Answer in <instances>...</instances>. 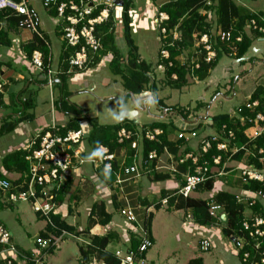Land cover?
I'll return each mask as SVG.
<instances>
[{
	"label": "crops",
	"instance_id": "obj_1",
	"mask_svg": "<svg viewBox=\"0 0 264 264\" xmlns=\"http://www.w3.org/2000/svg\"><path fill=\"white\" fill-rule=\"evenodd\" d=\"M27 1L29 5L37 11L32 3L33 1ZM35 1L41 5L40 0ZM167 1L168 0H141L139 3L136 1L134 6L131 7L135 10V13L132 14L131 8L128 9L129 15L132 19V25L137 23V26H140L143 23L146 27L147 21L150 22L152 30L156 32V40L159 43V49L161 36L153 24L152 18L155 15L157 9ZM238 4L246 7L252 13H257L258 17L264 23V1L261 2V0H254L250 1L249 3L247 0H240ZM44 10L46 16L48 15L49 18V21L47 20L48 23L51 26H54H52V29H54L53 31H45L44 25H46V23L41 22L40 20L42 38L49 49L48 62H50L49 66L52 68V54L50 52V40L48 36H57L63 44L62 48L64 47V42L61 36L60 27L57 25L59 22H55L56 20L54 19V13L52 11H46V9ZM121 12L122 7L121 10L113 15L115 20L114 27L116 39L119 36L117 32L118 25L121 26V28L119 27V31H122ZM140 18L141 23L138 25ZM143 18H145L147 21H143ZM7 35L8 44H6L4 41H0V74L2 79L5 81L4 91L0 100V174H3L4 177L6 176L10 181L18 180L19 174L15 172H6V170L2 167V158L11 151L22 149V147L33 138L37 131L46 128L51 123H55L59 128L69 123V121L73 118V115L61 109L62 102H66L70 105H76L78 108L82 109L84 117L94 118L98 124L101 125H111L118 122H123L124 124L130 125V127L134 128V130H140L141 127H149L150 124L155 121L164 122L168 127L167 138L175 142L177 141L176 136L180 127L182 126V123L190 121L191 115L194 117H200L201 121L198 123L200 124V127L195 129L192 128L193 126H188V128L195 129L197 136L200 137L210 135L215 133L214 127L208 125V119H210V117L231 113V111H233L238 105L245 103L249 98H251V95L258 86L264 87V37H257L252 40L248 51L240 58L232 55H226L224 56L226 58L225 61L222 60L224 59L222 57L216 63V65L209 71L208 75L203 80L204 87H201L203 94L198 96L196 99L197 102L194 105L195 107L190 108L189 103H185V105H180L178 102L169 104L168 101H166V97L162 95L160 97H156L155 93L153 96L151 94V96L154 97L153 101L161 100L163 105L173 106L175 108L184 110L188 107V115L184 121H181L180 117L172 113L164 115L162 108L157 106L155 102H152L151 96L141 98L140 95L134 94V97H132L123 88L121 81L117 82V86L113 88L115 94L120 93L122 96H115L116 98L118 97L116 103L118 106H120L121 110L116 114L115 112L111 113L110 111H107L101 115L99 111L96 113L88 111V107L90 105L89 101H91V98L88 99L81 97L88 94H93L98 85L104 86L103 82L106 81V78H103L101 74L106 69L112 73L111 67L109 65L111 60L108 58L109 55H111V51L104 54L100 52L99 56L97 57L99 59L98 63H96L94 67H91L87 72H72L70 74H65L66 79L64 83H61L58 79V75L60 74L59 60L56 64V67L52 68V70L56 72V75L54 77L53 85L49 86L47 84L46 73L32 66L29 57L25 55V51L23 49V45L29 43L33 36L28 31L20 29H17L15 32H7ZM158 52L157 53L160 56V50ZM121 54L124 59L126 54L122 52ZM137 54L139 56V60L144 61L141 58L138 50ZM179 57L180 56H178V58ZM22 70H24L26 74H23ZM161 82L165 84V81ZM221 86L224 88V90L230 92L228 93L229 96L226 94V91L221 92L222 94L219 93L220 89H222ZM30 87L33 88L32 91H30ZM54 87L58 90L57 100L53 98L51 92L52 88ZM185 87L187 86L184 85L181 88H177V90L182 91L185 89ZM225 87L229 88L225 89ZM232 88L233 90L231 93ZM43 89L50 90L51 105H49L50 108L48 111L43 109V106H41L44 102L39 97V91ZM147 92L151 91L148 90ZM207 92L209 94L213 93L212 96L217 93L213 99L222 96L219 98L221 100L219 101L218 105H216L217 107L214 105L215 110L213 112L209 113L210 106L213 105L211 100V102L208 103L209 105H207L205 110H203V115H199V112L196 114L194 110L197 108V106L203 107L202 102H204ZM128 96H131L132 99V103L129 108H127L125 105V100H127ZM231 99L236 100L235 104L232 106L228 105L226 107V111H219V109L223 107V101H230ZM27 100H31L32 105L27 110H24L22 105ZM105 101L106 100L104 98L97 99V102L99 103H103ZM122 102L123 105H120ZM136 103H138L139 106H137ZM142 103L143 105H141ZM143 112H145V115ZM21 115H26V117L23 118ZM205 115L208 117L206 121L203 122ZM144 117L145 121H143ZM11 122L15 123V126L12 130L7 132L1 130V126L3 124ZM80 124H82L81 126L89 131L90 125L88 124L87 120L82 119ZM196 143V138L188 137V140L184 141V145H180L178 148H176V153H174L171 149H168L169 154H166V152L162 150V152L158 154V159L153 163L155 170H152L149 174H140L138 176L122 175V182L120 184H116L114 182L111 186V189L108 188L106 181L103 178H100L99 175H95L97 172L95 171L92 164H76L67 174L65 190L63 191L61 204L57 208V214H59L64 222L72 227L76 232H88L89 235H105L108 232L107 230L109 224L111 231L115 232L117 238H119L111 243L107 248L110 252L114 251L117 249V247L122 246L121 243L124 240V235L127 234L124 219L119 213L120 210L122 208L131 209L135 216L136 223L143 224L147 214L150 212L153 214V210L156 209L154 204L157 203L163 196L172 193L175 188L179 187L184 182V175L187 173L186 165L182 170H180V165H176V161L186 152H188V150L189 152L194 151ZM140 145L141 143L139 142L136 151L132 150L127 143L117 145L113 150L117 164L130 166L133 163H138L140 159L143 158ZM175 145L177 144L175 143ZM83 146L85 157H91V151L87 148L85 140ZM185 149L188 150L185 151ZM182 151H184L183 154L181 153ZM171 155L173 159L169 158ZM228 164L229 167L226 171L229 170L233 163L229 162ZM173 165L176 168L175 171L171 170ZM154 174H169V177L164 180H154ZM236 177L237 171L231 170L225 174L224 177L220 176L219 178H215L214 187L216 186L217 189L223 188L224 190L226 189L229 191L233 190L230 187ZM234 190L236 191V187H234ZM192 193H200L206 195V197L208 196L205 192L197 189ZM12 204L13 203H10L6 200V197L3 196V194L0 196V224L10 231L11 241L14 243L19 252L25 253L26 255L35 254L36 257L41 258L43 250H39L35 246V249L28 251L22 246L17 245L13 231L9 229V227H7V225L2 221L3 217L9 212L8 208H10ZM177 211H182V223L187 227L185 228L186 231L194 230L192 232L198 234L199 240L197 241L196 247H200L201 241L206 239L210 242V246L205 251L214 248L215 243L213 242V239H211L212 236H215L214 238L216 241H221L222 244L224 243L223 239H221L223 235L221 234L218 227L213 224H210L209 226L198 225L190 218L186 219V216L190 215L188 214L190 213L188 210ZM103 212L111 215L108 224H103ZM250 212L251 211L249 209H246L245 215H250ZM38 219L40 218L38 217ZM151 234L152 240L154 242L152 229ZM82 236L83 235L81 234L78 237L81 239ZM225 243H227V247L225 246V249L228 252L227 254H229L232 258H235L237 260V264H243L240 261L239 256H237L231 240L226 238ZM111 246L114 248H111ZM196 258H200L202 264H206V261L203 259V257L199 255L192 256L188 262ZM19 261L20 264H23L22 259L17 260L15 264H17ZM99 263L100 262L97 263L94 259H91L89 264ZM0 264L4 263L0 261Z\"/></svg>",
	"mask_w": 264,
	"mask_h": 264
},
{
	"label": "built area",
	"instance_id": "obj_2",
	"mask_svg": "<svg viewBox=\"0 0 264 264\" xmlns=\"http://www.w3.org/2000/svg\"><path fill=\"white\" fill-rule=\"evenodd\" d=\"M40 2L46 11H52L54 13L55 22H59L57 25L60 27L64 47L73 50L67 59L68 67L65 73L87 72L91 68V61L99 56L103 48L100 36L96 32V26L107 21L111 11L114 15L121 10L122 2L118 3L117 0H40ZM210 4L211 0H207L206 5ZM96 10H98V14L92 16ZM0 13V32L8 29L9 17L14 16L18 19L17 29L26 30L32 36L35 35L42 38L39 15L29 5L27 0H0ZM167 19L168 15L165 12L155 13L152 18L154 26L157 28L159 35H161V39H165L166 37V28L163 26V23ZM249 25L260 33H264V27L259 26L255 20H251ZM232 31L233 28L224 31L219 30L216 35L220 41L228 46V53L236 56V43L241 42L242 35L238 34L235 38H232ZM176 38H178V34L176 31H173L172 39ZM192 49L194 54L190 60L192 69H198L200 62L209 63L214 59L216 54L212 37L209 33H203L199 36L197 34L194 35ZM160 56L161 59H167L169 52L166 49H161ZM108 58L111 60L112 56L109 55ZM29 60L35 68L40 71L43 69L44 58L41 51H32ZM158 68L161 70L164 69L162 65H159ZM55 75L56 72L48 66L46 77L49 86L53 85ZM172 78H176L175 74L172 75ZM4 84L5 81L0 74V100L4 91ZM151 94V92L144 91L140 94V97H148ZM152 99L153 97L151 96ZM259 104V100L251 101V98H249L245 103L241 104L242 107L238 105L229 113V116L234 121L238 120L240 124H249L243 131V135L248 140L247 143L249 141L252 142L264 132V110H258ZM244 109L250 110V114H241ZM186 110L189 109L186 108ZM162 111L164 115L172 113L180 117L177 112L167 111L166 109H162ZM207 117L204 118L203 122L206 121ZM180 119L181 121L185 120L181 117ZM200 121V118L191 115L190 121L182 123L177 137L179 139L183 138L185 141L188 140V137L196 138L197 134L195 130L189 129L188 126H193L192 128H194ZM211 124L210 117L208 119V125L211 126ZM87 132L81 126L77 130L60 133L59 127L55 123H51L46 128L37 131L33 138L22 147V150L26 152L24 159L28 162L29 168L21 182L16 184L17 189H12V184L9 179L0 178V191L6 197V200L10 203L20 201L29 202L31 209L39 217L43 218L45 223H51L50 215L57 214V208L59 206L54 202L55 196L52 194V191L57 190L66 181L67 174L73 169V166L76 164L90 163L94 166L96 172L98 169L110 171L113 168L115 155L105 145H99L97 147L94 157H81L84 148L83 138L87 135ZM162 133L163 131L159 127L153 129L141 127L140 130L121 127L117 131L116 139L117 143H127L132 150L136 151L138 143L143 139L154 141ZM220 137L222 138L219 140ZM235 140L236 134L234 128H230L226 123L221 124L218 134L214 133L203 137L200 141L198 154H194L191 151L186 152L176 161V165L188 162L184 182L175 191L165 195L159 201V204L165 206L169 198L178 195L187 198L199 185L208 179L224 176L231 170L237 171V177L240 178L243 184L254 181L264 185V157H261L263 149L259 148L257 151H254L246 145V142L242 145H237ZM213 145L216 153L210 156L209 164V161L204 159V154H209ZM163 151L169 154L166 147L163 148ZM239 151H243L242 159L233 163L229 170L226 171L229 167L228 163L230 158ZM169 158L173 159L172 155ZM250 158L257 159L258 162H261V167L257 168L255 164L248 163L247 160ZM157 159L158 153L155 150H151L148 152L147 157L141 158L138 163H133L130 166L118 165L120 168L115 173L114 182L120 184L122 182V175L138 176L140 174H149L152 170H155L153 163ZM171 170H176L174 165L171 167ZM95 175H98V173H95ZM216 190L217 188L214 187L208 193V200H206L208 215L216 220L220 219L222 221L221 215L224 214L222 213V207L213 200ZM236 200L239 203L245 204L246 209L251 211V207L256 205L257 202L264 203V190L240 188L236 192ZM119 213L123 217L127 229L123 243H128L129 233L133 232L139 237V244L134 250L129 249L127 245L123 246V248H117L113 252V257L117 260L118 264H147L145 255L147 250L152 246V238L148 230L144 225L136 223L131 209L122 208ZM245 217L241 223V234L228 238L231 240L233 248L243 264H264V248H262V242L264 240V215L251 214L245 215ZM189 218L194 222L191 214L186 216V219ZM65 236L76 238L83 245L89 244L87 240L80 239V237L66 231H62L57 237H37L35 244L39 250H45L51 245L57 247L58 242ZM209 246L210 242L206 239H203L200 243V249L203 251L207 250ZM19 259L23 260V264L28 261H34L35 264H38L41 261V258L36 257L35 254L27 258L25 253L19 252L11 241L10 231L0 224V261L4 264H15ZM17 264H20V261Z\"/></svg>",
	"mask_w": 264,
	"mask_h": 264
},
{
	"label": "trees",
	"instance_id": "obj_3",
	"mask_svg": "<svg viewBox=\"0 0 264 264\" xmlns=\"http://www.w3.org/2000/svg\"><path fill=\"white\" fill-rule=\"evenodd\" d=\"M117 1L118 3L122 2V37L124 38L125 43L127 45V53L125 58L123 59V56L117 47L114 27L115 20L113 18L114 16L112 11L110 12L107 21L96 26V32L100 36L103 47L101 53L104 54L106 52L111 51L112 58L109 64L111 67V72L120 76L122 86L128 93L134 95L149 90L152 91V93L154 94L156 89V81L155 78L150 74V65L144 61L139 60V56L137 54V46L135 45L131 37L132 19L129 15L128 9L134 6L135 0ZM206 1L207 0H168L167 2L163 3L156 11V13L165 12L168 15V19L163 23V26L166 28V37L165 39L160 40L159 50L166 49L169 52V56L167 59H161V56H159L156 65H162L164 67V69L162 70V72L164 73L163 80L165 81V84H167L169 87L181 88L189 82L192 76H195L197 80H204L205 77L208 75L209 71L216 65V63L222 57L226 55L231 56L228 53V46L224 42L220 41L216 35L219 30L224 31L228 30L229 28H233L232 38H235L238 34L242 35L241 42L236 43L237 58H240L248 51L254 38L264 37V33H260L249 25L251 20H255L259 26H264L263 21L258 17L257 13L250 12L246 7L237 4L236 2H234V0H211L210 5H206ZM98 10L94 11L92 16H96L98 14ZM17 20L18 19L14 16L9 17L8 29L6 31L0 32V41H4L6 44H8L7 32L17 31ZM173 31L177 32L178 38L172 39ZM203 33H209L212 37L213 46L216 51L214 59L209 63L200 62V66L198 69H192L190 60L191 57L194 56V54L193 51H190L188 52L186 62L180 63L177 58L182 54L185 49L189 50L192 48L194 44V35L197 34L199 36ZM23 49L27 57H30L32 51L34 50L41 51L44 58V67L41 71L46 73L50 62H48L49 49L45 44L44 39L34 35L29 43L23 45ZM72 52V49H67L65 47H63L61 50L59 56L60 74L58 75V79L61 83H64L66 79L65 71L68 67L67 59ZM98 60L99 59L97 57L93 59L91 61L90 67H94L96 63H98ZM173 74H175L176 76L175 79L172 78ZM256 99L260 102L258 110H264V87L258 86L255 89V91L251 95V101ZM155 101L157 106H159L160 108L166 109L167 111L171 112H177V114L181 118L186 119L188 115L186 109L185 111L184 109H178L173 106L163 105L161 100H158L159 102L157 100ZM31 105L32 101L27 100L23 103L22 106L24 110H27ZM240 107H242V105H240ZM61 109L63 111L71 113L73 115V118L65 126L59 128L60 133H65L68 130L79 129L82 125L80 124L82 119L87 120L88 124L90 125V129L87 132V135L83 138V143L85 140L87 148L91 151V157H85V153L82 152L81 157L83 158L94 157L96 154V149L99 145L107 146L110 151H113L117 145H122L120 143H117L116 139L117 131L121 127H126L127 129L134 130V128L130 127V125L124 124L123 122H118L116 124L111 125L98 124L96 119L84 117L82 109L78 108L76 105H70L66 102L61 103ZM241 114H250V110L244 109L242 110ZM21 116L23 118L26 117V115ZM235 121L229 116L228 113L220 114L211 117V126H214V132L216 131L218 134L220 131L221 124L226 123L230 128H234L236 134L235 143L237 145H242L246 142V145L254 151H257L259 148H262L263 153L261 154V157H264V132L252 142L249 141L247 143L248 140H246V137L243 135V131L249 126V124H240L238 120ZM14 126L15 123H5L1 126V130L7 132L12 130ZM155 127L161 128L163 133L154 141H148L146 139H143L140 142L141 154L143 158H146L148 152H150L151 150H155L159 154L160 152H162L163 148L166 147L167 149H171L174 153H176V148H178V146L180 145H184V139L182 138L179 139L176 136L177 141L175 142L167 138L168 127L166 123L155 121L150 124V126L147 128L153 129ZM199 127L200 124L196 125L194 128L196 129ZM203 137L204 136L196 137L197 143L195 146V150L192 151L194 154H198L200 148V141ZM221 138L222 137H220L219 140ZM175 143L177 145H175ZM188 149H185V151H187ZM181 153L183 154L184 151H182ZM215 153L216 150L213 145V147L209 151V154H204V159L208 160L210 164V156ZM25 154L26 152L24 150L17 149L4 155L1 161L2 167L6 170V172H15L19 174L18 180H9L12 184V189L15 190L17 189L16 184L20 183L23 179V176L28 172L29 165L28 162L24 159ZM242 156L243 151H239L230 158L229 162L236 163L237 161L242 159ZM247 162L255 164L257 168H260L262 165L261 162H258L257 159L253 158L248 159ZM187 163L188 162L179 163L177 165H180L179 168L180 170H182ZM119 168L120 167L115 161L113 163L112 170H97L98 175L100 176V178H103L106 181V184L109 189L112 188L111 186L115 181V173L117 170H119ZM168 177L169 174L153 175L154 180H164ZM0 178H6L8 180V178L6 176L4 177L3 174H0ZM214 181L215 177L208 179L203 184L199 185L197 187V190H201L202 192L208 194V192H211L214 189ZM65 185L66 181L63 182L57 190L52 191V194L55 196L54 202L56 203V205L61 204ZM234 187H236V191L234 190ZM230 188H232L234 191H229L226 189L224 190L223 188H221L217 189L214 192L213 196L214 202L218 205H221L222 207V213L225 214L224 221H221L220 219L216 220L208 215V206L206 202V200L208 199L206 198H183L181 195H178L169 198L168 207L174 208L175 210H189V212L192 213L196 224L208 226L210 224H213L220 229V232L223 237L228 238L230 236L240 235L241 223L243 219L246 218V206L243 203L237 202L236 192L240 188H247L250 190H264V185L262 183L254 181H250L249 183L243 184L240 181V178L236 177ZM1 195L2 193L0 191V196ZM263 204L264 203L262 202H257L256 205L252 206L250 215H264ZM156 209H159V207L157 206ZM103 214V224H108L111 215L106 214L104 212ZM37 216L39 217L38 214ZM152 218L153 214L149 213L148 216L145 217L143 222V225L148 230L149 234L151 231ZM50 220L51 223H45V230L40 233V237H57L62 233V231H66L77 237L82 234V238L84 240L86 239L89 242V244L86 245H83L79 242L78 252L80 264H89L91 262V259H95L97 263L100 262L104 264H118L117 260L112 256V253L107 249L111 243H113L116 239H119L117 238L115 232L108 231L103 236L89 235L88 232H76L72 227H70L64 222V220L59 214L50 215ZM128 240L129 241L127 243V246L129 249L134 250L139 244V237L136 233H129ZM247 248L250 249L249 247ZM262 248H264V240L262 242ZM55 249L56 246L51 245L45 250L50 254L53 253ZM30 256L32 255L27 254V258ZM26 264L35 263L34 261H28ZM188 264H202V261L200 258H196L189 261Z\"/></svg>",
	"mask_w": 264,
	"mask_h": 264
},
{
	"label": "rangeland",
	"instance_id": "obj_4",
	"mask_svg": "<svg viewBox=\"0 0 264 264\" xmlns=\"http://www.w3.org/2000/svg\"><path fill=\"white\" fill-rule=\"evenodd\" d=\"M33 5L37 9L41 22H45L44 25L45 31L51 30L53 27L48 23V15L46 16L45 10L43 9L40 3L32 0ZM139 3L141 0H135V2ZM240 0H234L238 4ZM250 1L254 0H247ZM264 0H261V2ZM240 5V4H239ZM131 13L134 14L135 10L131 8ZM48 20V21H47ZM143 21H147L143 18ZM141 23V18L138 25ZM120 25H118V37L116 39V44L118 42L119 49L122 53H127V45L125 43L124 38L122 37V31H119ZM139 27V28H138ZM50 40V52L52 57V68L56 67L57 62L59 61V53L62 48V42L59 40L57 36H48ZM131 37L133 42L138 48V52L140 53L141 58L147 62V64L151 65L150 73L155 78L156 81V89L155 95L156 97H160L161 95L166 97V101L169 104H174L178 102L180 105H185V103H189V107L193 108L196 104V99L198 96L203 94L204 81L203 80H195L191 78L189 82L186 84L184 90L178 91L177 88L169 87L167 84H163L161 81L163 80L164 73L161 69L158 68L157 61L159 57V43L156 40V32L152 30V26L149 21H147L146 27L142 23L140 26H137V23L131 25ZM193 51V49H185L180 57L177 59L181 63L186 62L188 52ZM158 52V53H157ZM126 56V55H125ZM226 60L225 57H223ZM23 74H26L24 70H22ZM103 78H106L103 85H98L93 94H88L81 98H91L89 101V109L90 112H100V114H104L107 111L111 113H118L121 109L120 106L117 105L115 96L121 94H115L113 88L117 86V82L121 81L120 76L114 75L110 73L109 70H104L101 74ZM196 83V84H194ZM228 86V85H227ZM220 92L226 91L221 86ZM229 87H225L227 89ZM32 87H30V91H32ZM233 88L231 89L232 93ZM53 98L57 100L58 90L54 87L51 90ZM209 92V91H208ZM205 95V99L203 103V107L199 106L195 108L196 114L199 112V115H203L205 107L212 104L209 109V113L213 112L214 105H218L222 96L213 99L216 94L212 96L213 93H208ZM227 92V93H226ZM225 93L229 96L228 91ZM222 94V93H221ZM51 95V97H52ZM212 96V97H211ZM39 97L43 100V109L49 110V105H51L50 100V90L43 89L39 91ZM98 98H104L106 101L103 103L97 102ZM235 99V98H234ZM223 101V107L219 109V111H226V107L228 105H234L236 100ZM178 100V101H177ZM96 101V102H95ZM53 102V99H52ZM132 99L131 96L127 97L125 100V105L127 108L131 106ZM123 105V102L120 104ZM186 107V106H185ZM183 107V108H185ZM152 112V111H151ZM145 115V112H143ZM145 121V117L143 118ZM102 122V121H101ZM108 122V121H106ZM214 127V126H211ZM215 133H217L215 131ZM214 134V133H213ZM216 188V186H215ZM191 197L195 198H204L206 195L192 193ZM9 212L3 217L2 221L13 231V235L15 238V242L17 245L22 246L23 248L29 250L35 249L37 245L35 244V240L37 237H40V232L45 230V220L40 218L38 219L37 214L31 209L30 203L27 201H20L13 203L10 208H8ZM153 218L151 221V229L154 236V242L152 247L147 250V264H187L188 260L192 258L194 255H199L203 257L206 261V264H237V260L232 258L229 254H227V243H225L226 238L221 237L224 243L221 241H216L212 236L213 242L215 243V247L208 251H203L200 247H196L197 241L199 240V236L197 233L192 232L194 230L186 231L187 228L182 223V211H177L174 208H170L168 206H162L159 209L153 210ZM79 241L76 238L65 236L61 241L58 242L56 249L53 253H48L46 250L42 251L41 254V263L40 264H80L79 261V252H78ZM36 246V247H35ZM111 248H114L111 246ZM159 254V256H158ZM104 264V263H99Z\"/></svg>",
	"mask_w": 264,
	"mask_h": 264
},
{
	"label": "clouds",
	"instance_id": "obj_5",
	"mask_svg": "<svg viewBox=\"0 0 264 264\" xmlns=\"http://www.w3.org/2000/svg\"><path fill=\"white\" fill-rule=\"evenodd\" d=\"M180 63H181V62H180ZM192 78L195 79V80H197L195 76H192ZM143 92H144V91H143ZM151 93H152V91H151ZM129 94H130V93H129ZM140 94H141V93H140ZM140 94H138V95H140ZM130 95H131L132 97H134L133 94H130ZM152 96H153V93H152ZM153 100H154V97H153V99H152V102H155V103H156V101H153ZM156 105H157V104H156ZM187 108H188V107H187ZM188 109H189V108H188ZM188 111H189V110H188ZM206 116H207V115H205V117H206ZM198 118H200V117H198ZM194 130H195V129H194ZM195 131H196V130H195ZM212 134H213V133H212ZM212 134H210V135H212ZM206 136H209V135H206ZM206 136H204V137H206ZM182 139H183V138H182ZM184 141H185V140H184ZM112 152H113V151H112ZM191 152H192V151H191ZM115 161H116V160H115ZM186 165H187V164H186ZM218 178H219V177H218ZM214 183H215V181H214ZM176 189H177V188H175L174 191H175ZM193 192H194V191H193ZM208 193H209V192H208ZM191 194H192V193H191ZM191 194H190V196H191ZM207 195H208V194H207ZM190 196H189V197H190ZM163 197H164V196H163ZM163 197H162V198H163ZM207 197H208V196H207ZM207 197H206V199H207ZM162 198H161V199H162ZM187 198H188V197H187ZM161 199H160V200H161ZM160 200H159V201H160ZM159 201H158L157 203L154 204V207H157V206H158L159 208L162 207V205L159 204ZM165 206H168V203H167ZM188 211H189V210H188ZM150 213H151V212H150ZM190 214L192 215L191 212H190ZM147 216H148V214H147ZM192 217H193V215H192ZM193 220H194V217H193ZM194 222H195V221H194ZM140 225H143V224H140ZM108 227H109V224H108ZM107 231H111V229L108 228ZM150 236H151V238H152L151 231H150ZM121 244H122V246H119V247H117V248H123V246H126V245H127L126 243H123V242H122ZM152 245H153V240H152ZM151 247H152V246H151ZM113 252H114V251L111 252V253H112V256H113ZM145 257H146V256H145ZM94 260H95V259H94ZM146 260H147V259H146Z\"/></svg>",
	"mask_w": 264,
	"mask_h": 264
},
{
	"label": "water",
	"instance_id": "obj_6",
	"mask_svg": "<svg viewBox=\"0 0 264 264\" xmlns=\"http://www.w3.org/2000/svg\"><path fill=\"white\" fill-rule=\"evenodd\" d=\"M136 105H137V106H139V104H138V103H136ZM141 105H143V103H142ZM221 219H222V221H224V220H225V215H224V214H222V215H221Z\"/></svg>",
	"mask_w": 264,
	"mask_h": 264
}]
</instances>
